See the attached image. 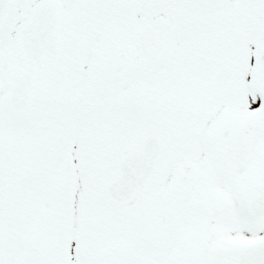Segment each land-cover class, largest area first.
Segmentation results:
<instances>
[{"label":"snow or ice","instance_id":"snow-or-ice-1","mask_svg":"<svg viewBox=\"0 0 264 264\" xmlns=\"http://www.w3.org/2000/svg\"><path fill=\"white\" fill-rule=\"evenodd\" d=\"M0 264H264V0H0Z\"/></svg>","mask_w":264,"mask_h":264}]
</instances>
